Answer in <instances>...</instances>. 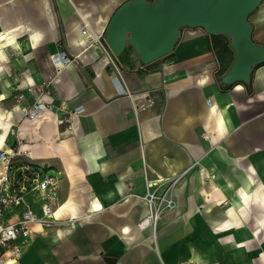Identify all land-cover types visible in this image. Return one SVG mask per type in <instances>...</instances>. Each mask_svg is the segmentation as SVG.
I'll return each instance as SVG.
<instances>
[{
	"label": "crops",
	"instance_id": "0c3cea01",
	"mask_svg": "<svg viewBox=\"0 0 264 264\" xmlns=\"http://www.w3.org/2000/svg\"><path fill=\"white\" fill-rule=\"evenodd\" d=\"M122 1L0 0V58L11 47L19 64L10 82L0 79V150L60 175L57 221L36 224L11 264H109L114 255L116 264H264V64L250 83L222 84L214 34L202 27H184L153 62L129 44L110 64L83 23L103 39ZM251 22L264 44V2ZM60 49L77 59L56 74ZM145 90L153 102L135 111L131 94ZM40 97L85 110L70 130L58 122L62 109L24 118L22 106ZM195 160L214 177L203 180ZM189 167L173 209L155 230L140 228L148 206L133 193L146 191L147 177Z\"/></svg>",
	"mask_w": 264,
	"mask_h": 264
},
{
	"label": "built area",
	"instance_id": "2783aa9c",
	"mask_svg": "<svg viewBox=\"0 0 264 264\" xmlns=\"http://www.w3.org/2000/svg\"><path fill=\"white\" fill-rule=\"evenodd\" d=\"M83 34L90 40H98L99 45L106 54L110 64L116 63V56L112 49L103 39L96 37L90 31L87 21L83 23ZM65 49H60L51 57L54 73H59L63 68L58 63H65V66L76 60ZM64 66V67H65ZM43 84L30 87L31 94L42 92ZM134 97V110L138 111L153 102L150 90L131 94ZM24 118L37 116L47 108L55 110L62 109L64 115L58 116V122L64 124L68 130L72 129V116L82 113L85 108L82 105L69 107L67 101H61L56 106L48 99L38 98L33 103L22 106ZM17 151L0 150V161L4 162L5 171L0 173V264H11L19 261L25 253V246L32 239L34 226L41 224L47 226L54 224L58 197L60 175L52 170L44 169L42 165L34 162L16 164L14 162ZM198 162V161H197ZM195 162V163H197ZM190 167L174 176H159L157 178H146V193L141 195L144 201L150 206L146 218L138 223L140 228H157L162 214L167 208L176 205L174 191L181 176L186 174ZM214 176V175H212ZM36 195L38 197L36 198ZM180 264H186L180 262Z\"/></svg>",
	"mask_w": 264,
	"mask_h": 264
},
{
	"label": "water",
	"instance_id": "95a60500",
	"mask_svg": "<svg viewBox=\"0 0 264 264\" xmlns=\"http://www.w3.org/2000/svg\"><path fill=\"white\" fill-rule=\"evenodd\" d=\"M264 0H123L111 15L106 42L116 56L129 44L143 63L175 49L184 27H202L210 34H227L235 52L222 84L250 83L254 69L264 64V44L253 37L251 15ZM109 264L117 258L106 256Z\"/></svg>",
	"mask_w": 264,
	"mask_h": 264
},
{
	"label": "rangeland",
	"instance_id": "374dc122",
	"mask_svg": "<svg viewBox=\"0 0 264 264\" xmlns=\"http://www.w3.org/2000/svg\"><path fill=\"white\" fill-rule=\"evenodd\" d=\"M17 52H18L17 49H12L11 47H7V48H5V55H6L5 60H1V58H0V65L2 66V69L0 71V79L7 81V83L10 82L11 75L13 74L15 69L19 66V64L17 63V60H15L18 57ZM49 77L50 76H48L47 79H49ZM45 81H43V82H45ZM18 85L19 84L11 85V86L15 88ZM194 162H197V160H195ZM194 168H198L201 172V175L203 173V177H204L203 180L208 181V179H206L205 177H207V178L214 177V176H211L212 168L210 166H208L207 164L202 163L201 160H198V162L195 163V165L192 167V169H194ZM188 173H189V171L186 174H184L183 176H181L178 183L176 184V188L174 191L175 199H176V191H177L178 187L180 186V184L183 182V180L187 177ZM208 175H209V177H208ZM146 191H147V189H146ZM146 191L144 193L143 192H141V193L140 192H134L133 194L135 195L136 198L143 200L141 195H144L146 193ZM170 209H173V207L167 208L165 211L170 210ZM162 216H163V214H162Z\"/></svg>",
	"mask_w": 264,
	"mask_h": 264
},
{
	"label": "trees",
	"instance_id": "16d2710c",
	"mask_svg": "<svg viewBox=\"0 0 264 264\" xmlns=\"http://www.w3.org/2000/svg\"><path fill=\"white\" fill-rule=\"evenodd\" d=\"M214 46L218 51V55L222 62V71H227L230 66V53H231V45L230 39L227 34H215L212 35Z\"/></svg>",
	"mask_w": 264,
	"mask_h": 264
},
{
	"label": "bare ground",
	"instance_id": "6f19581e",
	"mask_svg": "<svg viewBox=\"0 0 264 264\" xmlns=\"http://www.w3.org/2000/svg\"><path fill=\"white\" fill-rule=\"evenodd\" d=\"M59 50H57V51H54L52 54H51V57L55 54V53H57ZM51 63H52V65L53 66H55V64L51 61ZM58 66L59 67H62V68H64V66H65V63H62V62H60V63H58ZM211 175H214V173L213 174H211ZM147 206H148V212H149V210H150V206L148 205V203H147ZM55 219H53L52 221L53 222H55V221H57L56 220V212H55ZM146 218V217H145ZM141 222V221H140ZM48 227L47 228H49L50 226H51V224H49V225H47ZM145 228V227H144Z\"/></svg>",
	"mask_w": 264,
	"mask_h": 264
}]
</instances>
